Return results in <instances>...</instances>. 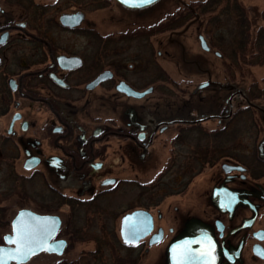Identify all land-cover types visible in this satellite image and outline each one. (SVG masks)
Segmentation results:
<instances>
[{
  "label": "flooded vegetation",
  "instance_id": "af4514ba",
  "mask_svg": "<svg viewBox=\"0 0 264 264\" xmlns=\"http://www.w3.org/2000/svg\"><path fill=\"white\" fill-rule=\"evenodd\" d=\"M158 1L0 0V247L27 210L56 217L49 242L65 243L34 256L89 240L94 264L101 248L171 264L174 245L200 255L210 237L208 264H264V98L222 51L244 6ZM189 45L222 61L220 79L181 64ZM187 83L211 90L198 108ZM245 109L247 153L228 144ZM97 214L107 233H91ZM127 215L142 231L121 232Z\"/></svg>",
  "mask_w": 264,
  "mask_h": 264
},
{
  "label": "rangeland",
  "instance_id": "374dc122",
  "mask_svg": "<svg viewBox=\"0 0 264 264\" xmlns=\"http://www.w3.org/2000/svg\"><path fill=\"white\" fill-rule=\"evenodd\" d=\"M167 0H159L158 2H165ZM175 4L177 5V0H173ZM240 4L244 6L245 9V16L248 18L249 24H250V31L252 34H254L260 27L264 28V0H239ZM158 3V4H159ZM180 14V13H178ZM251 34V35H252ZM192 43V42H191ZM222 51H225V48ZM187 61H193L190 62L189 68L195 67V70H197L199 67L204 69L203 71L211 76L212 80H216L217 78L220 79V73L221 68L219 67L220 63L222 62L219 58H215L213 56H210L208 54L203 53L202 51H199L194 46H188L186 48V51H183V58L181 60V64L186 63ZM241 72V75L243 76L242 79H244L243 85L246 87L248 84L254 82L255 88L254 89H262L264 88V65L261 66H241V69L239 70ZM198 73V70L196 71ZM203 83H187L188 87V93L186 96L188 97V100L190 101L191 106H195L198 108L201 104H204L206 102L205 99L201 100L200 96H209L211 95L210 89H201L198 88ZM253 84V83H252ZM197 85V86H196ZM198 91V92H197ZM190 94V96H189ZM196 97V99H194ZM196 112V110L194 109ZM244 116L242 117L244 119V126H238L241 127L239 131L237 132V135L234 136L232 141H229L231 145H237L240 149L239 152L247 153L249 152V149H251L252 145V139L255 140L256 131L254 128L256 127V120L254 119V116H252V112L254 110L252 109H245L244 110ZM248 112V113H247ZM247 118L249 120L247 121ZM213 127L212 125L210 126ZM254 127V128H253ZM233 137V136H231ZM156 173V169L153 170L150 174L147 175L146 180L147 183H151L153 181L154 175ZM195 182L196 185H198L200 182ZM198 188V187H197ZM120 200H115L114 205H118ZM124 210H120L121 214ZM92 217V216H88ZM96 219L93 221L94 231L91 233H107L108 229L104 226H102V216L101 215H95ZM89 223V222H88ZM117 223V221H116ZM91 224V223H90ZM116 225V224H115ZM75 226L73 225L72 228L74 229ZM69 229V230H70ZM65 232V230H64ZM96 246L93 244L92 241L86 240L84 242H72V244H69L67 249L64 251V254L62 256H55V255H48V254H39L37 256H34L31 258L28 262L24 264H94L96 262L94 260L92 251L95 250ZM103 260L106 262V264H111V258L110 253L114 252L111 248H101ZM118 248H116L115 254H118ZM119 255L122 256L123 252L119 251ZM82 257V261H79ZM92 258V259H91ZM155 254L151 253L149 254L143 261V264H156L155 260ZM110 259V260H109ZM94 261V262H93ZM250 264V263H249Z\"/></svg>",
  "mask_w": 264,
  "mask_h": 264
},
{
  "label": "snow or ice",
  "instance_id": "6c2138e0",
  "mask_svg": "<svg viewBox=\"0 0 264 264\" xmlns=\"http://www.w3.org/2000/svg\"><path fill=\"white\" fill-rule=\"evenodd\" d=\"M125 3L147 4L151 0H124ZM24 213L20 217H24ZM30 215V214H29ZM127 232L135 235L142 231L137 222H129V218H125ZM55 218L50 217H31L29 220L18 219L14 224L15 235L5 237L9 243H14L15 248L0 247V264H8V260L14 259L18 262L27 260L37 250L46 249L49 251L58 250L49 244V240L55 232ZM128 236L126 235V240ZM207 248L196 255L197 250H193L188 245L191 241H184L180 246L174 245L173 251L176 256V264H198L204 261L208 264V253L215 247V243L210 237L204 238Z\"/></svg>",
  "mask_w": 264,
  "mask_h": 264
},
{
  "label": "trees",
  "instance_id": "16d2710c",
  "mask_svg": "<svg viewBox=\"0 0 264 264\" xmlns=\"http://www.w3.org/2000/svg\"><path fill=\"white\" fill-rule=\"evenodd\" d=\"M244 14L245 11L239 15V22L241 24L240 36L228 35L227 44L224 47L231 51L230 61L234 64L246 67L264 65V28L260 27L252 34L248 18ZM254 88L255 84H253L254 93L252 95L264 98V88Z\"/></svg>",
  "mask_w": 264,
  "mask_h": 264
},
{
  "label": "water",
  "instance_id": "95a60500",
  "mask_svg": "<svg viewBox=\"0 0 264 264\" xmlns=\"http://www.w3.org/2000/svg\"><path fill=\"white\" fill-rule=\"evenodd\" d=\"M124 2V0H121ZM157 0H151L150 3H147V4H132V3H125L126 6H129V7H136V6H150L152 3L156 2ZM186 30V28H185ZM184 30V31H185ZM200 41H201V44L204 46V43L205 41L203 40L202 37H200ZM24 213V217H20V214L21 213ZM30 214V215H29ZM30 216L31 217H50V216H39L37 214H34L32 212H29L27 210H22L19 212V214L17 215V217L15 218L14 222H13V236L15 235V232H14V224L15 222L18 220V219H23V220H29L30 219ZM130 216L127 215L125 217H123L122 219V228H121V232L123 233L124 232V229H125V218H129ZM50 218H55V221H56V226H55V232L57 231V228H58V225H59V220L56 218V217H50ZM55 232H54V235H55ZM52 235L51 238L54 236ZM50 238V239H51ZM7 245L8 244H14V243H9L8 241H6ZM49 244H51L54 248H58V250H53V251H49V250H46V249H40V250H37L34 254H32L27 260L23 261V262H18L14 259H11V260H8V264H10L11 262H14L15 264H24L26 263L32 256L40 253V252H47V253H54V254H57V255H60L62 252H63V248H64V242L63 241H57V242H49ZM3 248H15L16 245L14 244L13 247H10V246H2ZM207 247V246H205ZM195 254L198 256L199 253L198 252H195ZM205 262L204 261H200L198 262V264H204ZM171 264H176V260L173 259V257H171Z\"/></svg>",
  "mask_w": 264,
  "mask_h": 264
}]
</instances>
